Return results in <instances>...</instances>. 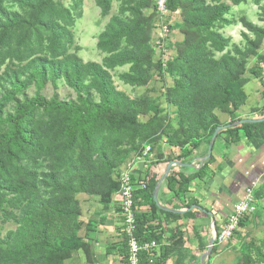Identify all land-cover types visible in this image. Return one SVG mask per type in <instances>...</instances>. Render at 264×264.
<instances>
[{"label":"trees","instance_id":"obj_1","mask_svg":"<svg viewBox=\"0 0 264 264\" xmlns=\"http://www.w3.org/2000/svg\"><path fill=\"white\" fill-rule=\"evenodd\" d=\"M57 0H0V56L10 50L14 45L17 55L28 52L34 54V45H30L33 32H43L50 36L48 55L36 56L28 62L29 74L24 81H20L18 72H12L10 91L0 98V115L2 107L17 93L34 84L37 94L22 102H17L13 114L4 119L0 116V125L6 126L5 132L0 134V190L14 192L20 196L23 202L21 210V228L8 235L6 240L0 239V264H67L72 254L82 251L87 264H95L94 255L95 232L97 225L91 223L95 231H88L84 239L79 238L74 230V223L80 216L76 205V196L85 194L92 198L100 199L104 207H108L113 197L120 190V176L125 170L130 152L121 154L116 151L118 142L114 140L108 144L107 138L114 135L121 136L136 132L144 133L155 128L156 119L167 112L179 92L188 93L190 102L195 100V94L200 97L204 113H192V117L202 129V134H192L182 143L173 142L181 148V153L169 159L165 163L178 162L186 168L183 172H172L167 178V186L174 198H179L188 191L189 185L195 181L209 179L215 171L211 169L215 163L214 155H208L209 145L215 131L220 127H226L217 138L226 135V144H236L241 138L248 141L254 140L260 133H264V122L242 123L248 118L242 119L237 112L245 102L242 87L245 83L243 75L259 78L262 76L261 64H264V54L255 55V65L246 69L244 64L233 60L230 55H225L221 61L207 60L209 55L207 44L216 52H223L230 44V39L224 38L218 31L217 26H231L233 21L227 16L231 7L222 0H210L215 5H207L205 0H168L167 8L172 14L180 13L182 26L186 40L182 49L175 53L174 60L166 69L160 62L155 64L154 70L159 74L162 82L164 75L172 77L176 65L183 62L193 74L191 78L182 73L180 81H174L171 88L163 82L158 90V98L150 103H139L118 92L112 82L109 72L96 63L84 64L75 55L65 54L66 41L71 42L70 34L65 26L59 24L54 18L56 11L54 4ZM100 9L101 15L106 17L111 12L112 0H94ZM129 6L122 8V13L133 14L135 20H123L113 17L99 35L97 48L106 53L104 65L108 69H114L125 65H131L130 74H122L121 80L131 86H141L147 81L146 72L142 70L144 65H151L152 57L141 53L142 35L144 32L145 19L141 17L138 7H131V3L137 0H127ZM249 0H232V5L237 7ZM260 7L262 19H264L263 0H254ZM144 1L140 6H146ZM11 7H18L24 14L13 11ZM66 22L74 23L69 12L63 11L60 15ZM158 16V15H157ZM156 14L151 16V27L157 29L160 20ZM242 25L260 38H264V29H259L245 19ZM171 26V30H173ZM206 39L202 41L201 35ZM126 42L128 48H122ZM41 46V45H40ZM256 49L258 46L254 45ZM22 48V49H21ZM43 47L41 46V50ZM258 51V50H257ZM50 55V56H49ZM53 56V57H51ZM30 57V56H28ZM195 66L204 69L211 68L221 73V79L210 83L204 88L193 87L192 81L206 78V73L195 70ZM76 93L78 103L60 102L57 99L48 101L39 92L45 84L50 83L55 90L59 82ZM149 81V79H148ZM185 88L187 89L185 91ZM194 91V95L189 94ZM94 95L98 97L95 101ZM190 109L189 105L178 106L179 115ZM219 110L222 114L230 117L227 123H221L219 116L212 112ZM43 113L54 122H46L44 127H39L36 117ZM140 116L149 117L146 124L139 122ZM236 123H242L234 127ZM229 126V127H228ZM42 128V129H41ZM154 134L144 136L143 140L149 141ZM190 145V148L187 146ZM205 145V157L198 170L189 169L194 152ZM61 149L59 164L61 171H53L45 176V185L52 189L49 199L38 200L37 182L35 174L22 167L16 168L13 164L20 156L40 158L51 156ZM80 153L76 155V150ZM145 148L138 155H142ZM84 153L86 155L84 159ZM81 158V159H80ZM159 163V161H156ZM149 164L142 178L133 177L134 211L136 217V238L140 245L155 242L158 248L142 251L140 264H166L170 256L176 254V264L188 259L190 252L184 249V234L177 232L172 237L164 239L161 223L157 212V203L154 201V192L158 184L155 176L150 174ZM186 171V172H185ZM187 171L191 173L187 174ZM15 175L13 180L12 175ZM141 185H145L142 189ZM256 201L264 200V181L255 190ZM143 208H148L142 213ZM191 205L187 207L190 209ZM201 211L206 213L205 209ZM165 216L168 214L164 213ZM176 219L180 215H171ZM248 217L240 222V226ZM122 220V218H121ZM224 224V223H223ZM222 224V225H223ZM216 229L219 230L216 225ZM122 258L128 264L127 238L122 227ZM164 241L166 245L161 243ZM229 246L214 244L209 259L219 256ZM257 258L264 264V255L259 248H255Z\"/></svg>","mask_w":264,"mask_h":264},{"label":"rangeland","instance_id":"obj_2","mask_svg":"<svg viewBox=\"0 0 264 264\" xmlns=\"http://www.w3.org/2000/svg\"><path fill=\"white\" fill-rule=\"evenodd\" d=\"M144 1L147 3L146 6H140V2ZM207 5H215L210 0H205ZM223 3L231 7V11L227 16L228 19L233 21L231 26H217L216 31H218L224 38L230 39L229 46L223 52H216L210 43L207 44L209 55L206 56L207 60H212L214 62H219L225 55H230V57L240 64H244L245 68L251 69L254 67L255 55L264 54V38H260L252 32H249L241 23L242 19H245L252 25L259 29H264V19H262L260 7L256 5L254 0H249L245 4L240 6H233L232 0H222ZM127 0H112L111 2V12L108 16L103 17L101 15L100 9L96 6L94 0H57L54 4V9L56 14L54 18L59 24H63L70 34L67 37H71V42L66 41L65 54L75 55L84 64L96 63L103 66L111 75L114 88L125 94L131 100L139 103H150L158 98V90H160L161 83H165L167 87L171 88L174 81H180L182 73H186L190 78L193 71L189 69L188 66L180 62L176 65L172 77L168 74L164 75L163 82L159 77V74L154 70L155 64L160 62L164 69H166L174 60L175 53L178 52L179 45H182L186 37L182 33L181 26L182 20L180 13L173 14L169 18V28L170 36L164 42L162 51L160 52L157 47L158 44V29H152L151 27V16L152 14L158 15L156 10V0H137L136 3H131V7H138L141 17L145 19L144 32L142 35L141 53L144 56L152 57L151 65H144L142 70L146 72L147 81L141 86H131L125 84L121 80L122 74L131 73V65H125L121 67H116L114 69H108L104 65L105 58L109 57L108 54L98 50L97 42L99 35L104 31L106 25L110 22L113 17H118L123 20H135L133 14L126 12L122 13V8H126L128 5ZM264 6V0L261 4ZM13 11L20 14L24 12L18 7H11ZM63 11L69 12L70 16L74 19V23L65 24L66 22L60 17ZM159 18V15L157 16ZM160 20V19H159ZM173 26V30H171ZM30 45L36 46L33 49L34 54L31 56L28 52H24L23 55H17L15 50L17 46L14 45L10 50L6 51L0 56V98L10 91L11 75L12 72H18L20 75L19 80L24 81L26 76L29 74L27 69L28 62L35 58L36 56L48 55V48L50 45V36L43 32H33L31 35ZM202 41L206 39V35H201ZM254 45L258 46L256 49ZM43 49L41 50V46ZM122 48H128V44L124 41L122 43ZM22 49V48H21ZM182 49L181 47L179 50ZM258 50V51H257ZM30 56V57H28ZM50 56V55H49ZM53 57V56H51ZM195 70H201V73H206V78H200L199 80H193V87L204 88L210 83H215L217 79H221V73L218 70L202 67H194ZM149 79V81H148ZM245 83L242 90L245 95V102L238 109V113L241 115L242 119L248 118L249 120H259L264 118V82L262 76L255 78L253 76L243 75ZM187 89L185 88V91ZM48 101L52 99H57L60 102H75L78 103V96L74 91L68 88L64 82H59V87L57 90L53 88L50 83L44 85L42 90L39 92ZM37 94V88L34 84L25 89L21 93L15 94L9 101H6L2 107L1 118H5L7 115L13 114L16 103L22 102L24 99L32 98ZM189 94L194 95V91L189 90ZM95 101L98 102V97L94 95ZM190 97L188 93L179 92L175 95L174 101L176 104H172L167 112L161 114L158 119H156L155 128L151 131H146L144 133L136 132L135 136L130 134H123L121 136L114 135L113 137H108V134L104 133L103 136L107 138V143L114 140L117 141L118 146L115 148L121 154L130 152V157L125 162L127 165L138 156V152L143 148H150L152 153V160L165 163L169 159H172L176 154L181 153V148L176 145H171L169 141L171 140L173 144L176 142H185L190 135L202 134V129L197 124V121L193 119L192 113H204L200 97L195 94V100L190 102ZM189 105L190 109L179 115L178 106ZM214 116H219L221 123H227L230 117L226 114H222L219 110H214L212 112ZM39 127H44L45 123L48 121L54 122V119H48L43 116V113H39L36 117ZM149 121V117L140 116L139 122L141 124H146ZM47 122V123H48ZM239 126L238 124L234 127ZM42 129V128H41ZM6 126L0 125V134L5 132ZM153 135L151 140H143L144 136ZM226 135H221L216 138L214 143L212 155L216 158L214 151L219 149L220 145L228 149L226 144ZM111 144V143H110ZM217 145V146H216ZM190 148V145L187 146ZM61 149L53 152L51 156H42L40 158H33L31 156L22 155L13 164L16 168L22 167L25 170L35 174L37 182V195L40 197L38 200L49 199L51 197L52 189L46 187L44 181L45 176L53 171H61L59 164V159L61 156ZM203 150L202 156L205 157V145L201 147ZM80 148L76 150V155L80 153ZM168 152V153H167ZM195 153V152H194ZM196 154V153H195ZM86 155L84 153V159ZM194 158V154H193ZM81 159V158H80ZM219 168L215 169V172H219ZM62 172V171H61ZM13 180H15V175H12ZM256 183L257 186L255 190L263 183ZM255 193V191H254ZM117 195L113 197L116 198ZM20 196L14 192L7 190H0V239L2 241L6 240L8 235L16 233L22 226L21 224V210L23 207V202L19 200ZM93 199L85 194H79L76 196V208L80 214L78 219L75 221L74 230L79 238L84 239V236L88 234V231H95L91 223L95 224L96 213L92 212L94 209ZM255 199V197H254ZM100 202V199H98ZM101 204V203H100ZM102 205V204H101ZM103 206V205H102ZM104 207V206H103ZM219 228V227H218ZM221 228V227H220ZM219 228V230H220ZM98 227L96 228V234H98ZM216 229V224L212 229V239L215 234L218 233ZM95 234V235H96ZM216 242H214L215 244ZM228 248L223 251L219 256L209 259V256H205L204 262L201 264H262V262L257 258L255 254V248H259L264 255V200L258 202L255 200V212L253 215L249 216L243 224L237 228L234 236L228 242ZM226 243V244H228ZM224 244V245H226ZM208 252V249L203 248V257ZM67 264H87L84 254L82 251H76L72 254L71 259ZM96 264V263H95Z\"/></svg>","mask_w":264,"mask_h":264},{"label":"crops","instance_id":"obj_3","mask_svg":"<svg viewBox=\"0 0 264 264\" xmlns=\"http://www.w3.org/2000/svg\"><path fill=\"white\" fill-rule=\"evenodd\" d=\"M219 147L214 151L216 158L211 167L214 171L219 168V172H215L209 179L191 183L188 191L179 198H174L169 191L167 178L172 172H183V168L186 167L182 163L174 164L168 172L169 163H156L152 160L153 155L150 152L151 157L133 169V177L137 180L145 175L149 164H154L150 167V174L158 181L156 203L160 211L157 212L160 221L151 224L161 223L164 239L172 237L177 232L185 235L184 249L190 252V256L180 264H201L202 249H208L210 245L213 226L215 224L219 228L222 226L233 205L244 198L252 182L261 184L264 181V133H260L252 141L241 138L228 149L222 145ZM195 153L196 159L189 166L192 170H198L206 159L202 156L201 148ZM188 173L191 172L187 171ZM92 203H94L92 212L96 213L94 225L98 226V234L94 236L93 244L96 264H125V259L121 256L123 239L119 198L116 196L108 207H103L98 199H93ZM189 205L191 208L187 209ZM195 207L205 209L206 213ZM147 211L148 208L141 210L142 213ZM164 213L168 215L165 216ZM171 215H180L182 218L176 219ZM155 244L158 248V244ZM160 245L163 247L162 245L166 243L163 241ZM176 254L170 256L166 264H176Z\"/></svg>","mask_w":264,"mask_h":264},{"label":"built area","instance_id":"obj_4","mask_svg":"<svg viewBox=\"0 0 264 264\" xmlns=\"http://www.w3.org/2000/svg\"><path fill=\"white\" fill-rule=\"evenodd\" d=\"M168 0H156V10L159 15L160 25L158 29V44L160 52L163 49L164 42L170 36L169 18L173 15L167 8ZM262 70V80L264 82V64L260 65ZM150 148H146L142 155L136 156L123 171L120 176V190L117 194L119 198V209L122 218V227L127 238L128 245V264H140V253L146 250H152L157 247L155 242L140 245L136 238V217L134 211V191L133 184V169L140 163H145L150 158ZM256 183L250 185L245 193L244 198L233 205L231 213L227 217L224 224L221 226L218 233L215 234V242L217 245L228 243L234 236L240 222L255 212L254 191ZM144 189L145 185H141Z\"/></svg>","mask_w":264,"mask_h":264},{"label":"water","instance_id":"obj_5","mask_svg":"<svg viewBox=\"0 0 264 264\" xmlns=\"http://www.w3.org/2000/svg\"><path fill=\"white\" fill-rule=\"evenodd\" d=\"M262 122H264V118L259 119V120H245V121H243L242 123H248V124L251 123V124H252V123H262ZM242 123H236V124L241 125ZM236 124H235V125H236ZM228 127H229V126H228ZM225 129H226V127H220V128H218V129L215 131V133H214V135H213V137H212V139H211V143H210V145H209V149H208V155H209V156L212 155V151H213L214 143H215V141H216V138H217L218 134H219L221 131H224ZM174 164H175V165H179V163H177V162H175V163H170L169 166H168V172L170 171L171 167H172ZM158 190H159V186L157 185L156 188H155V192H154V201H155V202L158 201V200H157V197H158ZM195 208L200 209V210L202 209V208H200V207H195ZM214 242H215V238H213V239L211 240L210 245H209V247H208V252L206 253V255H204V257L202 256V258H201L202 263L204 262V258H205V256H210V254H211V252H212V248H213V246H214Z\"/></svg>","mask_w":264,"mask_h":264}]
</instances>
